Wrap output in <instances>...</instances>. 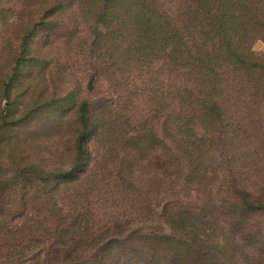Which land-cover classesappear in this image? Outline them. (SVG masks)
<instances>
[{
  "label": "trees",
  "instance_id": "trees-1",
  "mask_svg": "<svg viewBox=\"0 0 264 264\" xmlns=\"http://www.w3.org/2000/svg\"><path fill=\"white\" fill-rule=\"evenodd\" d=\"M0 25V264H264V0Z\"/></svg>",
  "mask_w": 264,
  "mask_h": 264
},
{
  "label": "rangeland",
  "instance_id": "rangeland-1",
  "mask_svg": "<svg viewBox=\"0 0 264 264\" xmlns=\"http://www.w3.org/2000/svg\"><path fill=\"white\" fill-rule=\"evenodd\" d=\"M2 33H3V27L0 25V44H1ZM255 50L257 52H264V42L262 41L257 42L255 45Z\"/></svg>",
  "mask_w": 264,
  "mask_h": 264
}]
</instances>
